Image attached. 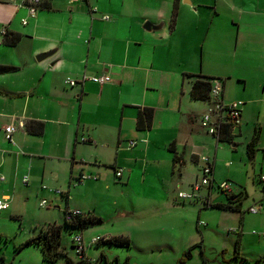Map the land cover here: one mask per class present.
I'll use <instances>...</instances> for the list:
<instances>
[{
    "label": "crops",
    "instance_id": "1",
    "mask_svg": "<svg viewBox=\"0 0 264 264\" xmlns=\"http://www.w3.org/2000/svg\"><path fill=\"white\" fill-rule=\"evenodd\" d=\"M223 1L228 6L217 0H179L171 25L173 0H41L33 17L26 0H0V65L16 68L0 75V197L10 199L9 191L19 187L30 190L27 184L38 179L69 189L80 175H94L95 180L81 185L107 192L113 222L120 224V230H100L99 237H126L142 247L138 251H169L182 258L194 228L204 226L199 221L202 207L194 199L228 202L226 195L221 200L217 185L234 175L226 161L228 147H236L242 133L240 125L233 128L228 143L207 135L199 120L208 102L191 98L192 83L200 77L221 80L222 101L242 103L241 121L247 105L264 100V0ZM227 10L228 16L221 13ZM145 23L162 26L146 31ZM2 30L19 34V42L4 45ZM102 74L110 81L65 84L67 77ZM142 108L152 110L151 126L145 130L136 128ZM30 121L42 124V134L26 132ZM7 124L17 128L11 141L2 130ZM255 129L258 142L249 160L246 144ZM244 139L248 161L257 151L264 154L260 126L252 124ZM129 141L136 144L128 147ZM174 155L181 164L174 163ZM201 156L211 161L212 185L191 200L178 201V192H191L197 174L190 168L200 174ZM117 169L122 170L120 178L115 177ZM241 191L231 188L229 195L241 200ZM66 210L76 209L66 202ZM220 211L224 220L229 213L237 216L236 228L225 224L232 249H221L224 259L264 263L259 237L252 234L255 230L249 233L264 230V211L250 214L241 212V206L237 213ZM84 254L93 259L86 250ZM190 260L192 254L179 264Z\"/></svg>",
    "mask_w": 264,
    "mask_h": 264
},
{
    "label": "rangeland",
    "instance_id": "2",
    "mask_svg": "<svg viewBox=\"0 0 264 264\" xmlns=\"http://www.w3.org/2000/svg\"><path fill=\"white\" fill-rule=\"evenodd\" d=\"M217 1L221 5H227L226 1ZM221 13L228 16V10L221 11ZM253 87L254 85H249V89L256 94ZM244 120L241 121L240 119L239 125L242 128V133L240 137L236 138L238 144L234 148L228 147V159L226 160L232 164L230 169L234 172V175L226 182L229 183L235 193L241 189L244 190L241 191L243 193L240 200L241 212H245L247 208L253 206L257 207L259 204L264 207V183H261L257 177L260 170L264 172V154L261 155V151H257L253 161L250 162L246 158L244 148V136L252 124H257L262 128V140H264V100L259 105L258 103L253 104V107L250 104L247 105ZM261 146H263L262 143ZM190 169L191 173L197 174L196 179L198 180L200 174L196 167L191 166ZM22 178H26V175H23ZM20 180L18 184L22 186ZM27 185L31 186L30 190L20 187L10 190L8 209L0 211V264H62L64 256H59L55 263L43 262L41 250L37 245L32 244L20 248L21 244L37 236L49 224H56L61 227L59 248L68 258L76 259V253L70 243L73 234H69L71 229L65 225L64 220L66 202L70 209L79 210L84 215H92L93 213L102 218V224L91 225L81 233L84 247H86V255L93 257V260L103 255V259L97 264L180 263L181 255L179 254L157 250L141 252L138 251L137 247H142L132 242L126 247L109 243H101L97 246L90 245V238L100 235V230H120V224L113 222L115 211L106 197L107 192L102 188L81 185L76 182L73 184L74 187L70 186L68 189V186L62 184L57 186L56 184H48V182L40 183L39 179L33 183L30 181ZM49 189L63 193L62 195L55 194V192L51 193L48 192ZM218 192L220 191L218 190ZM220 197L223 200L224 197L221 192ZM202 200L194 199L202 207L203 216L199 218V221L203 222L204 226L194 228L193 239L189 245V248L194 247L191 251L193 260H190L188 264H202L203 259L200 257L207 260L204 261L205 264H237L235 258L224 259L223 253L225 252L221 251L225 245H228V250L232 249L228 244L230 234H228L227 229L229 228L225 224L228 223L229 227L236 228L237 216L229 213L227 222V220L220 218L222 215L220 209L204 206L205 201ZM41 201H45V206H40ZM251 230L264 232L263 229H249V233ZM156 235L157 233H151V237H156ZM258 239L261 247H264V241ZM199 248H202L201 251ZM14 256L16 259L13 261ZM1 258H5L3 263H1Z\"/></svg>",
    "mask_w": 264,
    "mask_h": 264
},
{
    "label": "built area",
    "instance_id": "3",
    "mask_svg": "<svg viewBox=\"0 0 264 264\" xmlns=\"http://www.w3.org/2000/svg\"><path fill=\"white\" fill-rule=\"evenodd\" d=\"M70 3H83L86 0H67ZM41 0H26L27 12L28 16L33 17L36 12V8L40 5ZM92 12L96 11V8H91ZM103 20H108L107 16H102ZM26 20H22V24H25ZM2 33H5V30H2ZM110 81V78L106 74L96 75V76H86L82 75L79 80H74L69 77L65 78V84L69 87H74L77 84H83L85 82H92L98 85L105 84ZM222 81L219 79L210 80V91H209V99L207 100L208 106L205 112L202 114L199 120L200 128L209 136H212L218 140L220 137V130L222 126L226 125L230 128H235L240 124V107L242 105L241 101H230L224 103L221 99L222 96ZM4 138L7 141H11L12 135L17 130L16 126L13 124H7L2 127ZM136 144L135 141H129L128 147H133ZM199 161L201 163L200 168V178L196 180L192 185V190L190 193L178 192L176 195V199L178 201L191 200L196 197V192H198L202 187L209 186L212 181V164L208 157L201 156L199 157ZM121 169H117L115 171V177H121ZM96 177L91 174H82L75 181L78 184H82L86 180H95ZM4 177L0 175V181H3ZM261 182H264V173H262L259 177ZM22 183L26 184L27 179L23 178ZM217 189L221 192L230 193L231 187L228 182L224 181L217 185ZM50 190V189H49ZM52 191V190H50ZM59 193V191H55ZM9 197L2 196L0 197V211L6 210L9 204ZM40 206H45V201L40 202ZM264 211V207H261L259 204L257 207L253 206L247 209V212L250 214H258ZM84 215L79 210H66L64 214L65 221L69 222L74 217ZM203 224V222H200ZM252 234L257 235L260 239L264 241V232H256L252 231ZM104 237H93L90 239V245H94L99 242ZM71 243L73 245V250L77 254L78 259L86 258L88 261L93 262V259H90L84 254V244L81 237V233L75 234L71 237Z\"/></svg>",
    "mask_w": 264,
    "mask_h": 264
},
{
    "label": "trees",
    "instance_id": "4",
    "mask_svg": "<svg viewBox=\"0 0 264 264\" xmlns=\"http://www.w3.org/2000/svg\"><path fill=\"white\" fill-rule=\"evenodd\" d=\"M178 3L179 0H173L172 11H171V25H173L175 21ZM19 40H20L19 34H11L5 32L3 34L2 43L7 46H15L19 42ZM14 70H16L15 67L0 65V75L10 73ZM210 80L212 79L207 77H200V79H195L190 89L191 98L198 101H207L209 99ZM151 120H152L151 109L149 108L139 109L136 118V128L139 130L149 129L151 126ZM24 127L26 129V132L30 135L42 134L43 126L41 123L30 121L27 122ZM232 129L233 128H230L229 126L226 125L222 126L221 130L219 131L220 137L218 138V141H223L227 143L230 142L231 138L233 137V135L231 134ZM258 135H259V131L255 129L252 138L246 144V153L249 160H251L254 155L255 145L258 142ZM173 161L174 163L175 162H180V164L182 163L181 158L176 157L175 155L173 156ZM221 194L227 196L226 197L228 199L227 204H218V203L205 201L204 206L214 207L229 212H237L240 210L241 203H240V199L238 200L237 196L229 195V193H225V192H221ZM100 222L101 219L99 217L89 214V215L74 217L69 222L65 221V225L71 229L69 234L75 235L81 233L83 229L87 228L88 226L98 224ZM60 232H61L60 226L56 224H49L45 229H42L37 236L30 238L25 243L21 244L20 248L32 244L37 245L41 250L42 260L43 262L46 263L57 262L59 256H64V261L62 262V264H97L103 259V255H100L98 259H94L93 262L88 261L86 258L84 259H78L77 257L76 259L68 258L59 248ZM101 243H109L115 246L126 247L129 245V240L126 237L113 236V237L101 239L99 242L94 244V246H97ZM71 247L73 248L72 244ZM193 248L194 247H191L183 253L180 263L184 259H188L190 257Z\"/></svg>",
    "mask_w": 264,
    "mask_h": 264
},
{
    "label": "water",
    "instance_id": "5",
    "mask_svg": "<svg viewBox=\"0 0 264 264\" xmlns=\"http://www.w3.org/2000/svg\"><path fill=\"white\" fill-rule=\"evenodd\" d=\"M161 26H162L161 24L154 26V25H151L150 23H145L144 26H143V29H145L146 31H149L151 29H160ZM53 52L54 51H51V52H48V53L39 54V55L36 56V60L37 61H41V60L51 56Z\"/></svg>",
    "mask_w": 264,
    "mask_h": 264
}]
</instances>
